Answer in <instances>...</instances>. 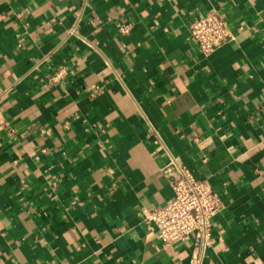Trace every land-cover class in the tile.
Here are the masks:
<instances>
[{
	"label": "crops",
	"instance_id": "1",
	"mask_svg": "<svg viewBox=\"0 0 264 264\" xmlns=\"http://www.w3.org/2000/svg\"><path fill=\"white\" fill-rule=\"evenodd\" d=\"M172 158L222 201L203 264H264V0H0V264H188Z\"/></svg>",
	"mask_w": 264,
	"mask_h": 264
},
{
	"label": "built area",
	"instance_id": "2",
	"mask_svg": "<svg viewBox=\"0 0 264 264\" xmlns=\"http://www.w3.org/2000/svg\"><path fill=\"white\" fill-rule=\"evenodd\" d=\"M119 29L127 33L129 25L123 24ZM190 33L204 55L233 38L228 22L217 11L193 19ZM163 172L174 195L164 206L147 212L146 222L154 226L165 247L191 240L193 250L188 264H203L205 252L213 241L212 218L222 205L220 195L208 180L198 179L176 158H172Z\"/></svg>",
	"mask_w": 264,
	"mask_h": 264
}]
</instances>
